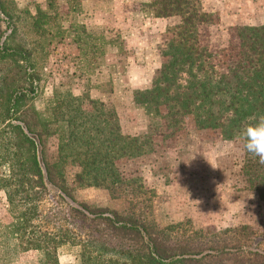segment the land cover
Masks as SVG:
<instances>
[{"label":"trees","instance_id":"obj_1","mask_svg":"<svg viewBox=\"0 0 264 264\" xmlns=\"http://www.w3.org/2000/svg\"><path fill=\"white\" fill-rule=\"evenodd\" d=\"M62 3L46 0L45 8L31 12L14 0H0V192L11 217L8 224L0 222V264L14 263L26 253L33 254V264H62L65 248L72 264H264V249L252 241L213 242L200 230L185 229L188 222L160 228L148 223L134 210L150 193L140 177L126 178L120 169L122 162L157 152V139L184 135L187 118L198 131L217 132L222 141L242 144L237 139L242 129L264 116V22L237 29L247 54L220 71L202 39V30L213 22L202 0L142 3L146 15L178 18V23L168 27L159 47L163 63L151 86L134 92L133 103L149 123L144 134L130 136L106 103L86 93L66 96L56 90L51 99H43L52 48L64 40L90 61L111 52L125 54L120 36L109 39L76 20L83 13L80 0ZM243 152L245 188L264 201V163ZM70 165L80 169L75 189L121 191L130 209H92L78 202L67 180ZM47 197L69 203L77 221L92 218L105 224L112 240L122 245L99 232L84 237L68 228L47 229L40 224ZM246 230L226 229L223 234L247 236Z\"/></svg>","mask_w":264,"mask_h":264},{"label":"rangeland","instance_id":"obj_2","mask_svg":"<svg viewBox=\"0 0 264 264\" xmlns=\"http://www.w3.org/2000/svg\"><path fill=\"white\" fill-rule=\"evenodd\" d=\"M14 1L20 9L31 12L46 5V0ZM80 1L83 13L76 20L98 34L105 33L109 39L120 36L124 40L125 54L111 52L90 61L78 55L71 41L64 40L52 48L45 69L43 99H51L56 90L66 96L86 93L92 99L106 103L120 120L125 135L144 134L149 118L134 105L133 95L135 91L151 86L163 63L159 47L167 38L168 27L176 25L178 18L155 19L146 15L141 5L148 0ZM202 3L204 10L213 16L212 24L202 30V39L210 47L217 68L226 71L234 61L245 58L247 49L240 43L237 29L263 24L264 0H202ZM62 5L63 13H66L67 5ZM37 105L42 109L43 100ZM186 123L184 135L157 139L160 143L157 152L120 164L126 178L140 177L150 193L145 196L148 199L143 201L144 205L134 211L159 228L188 222L185 229L200 230L204 238L213 242L219 238L230 242L248 240L264 249V201L245 188L241 175L242 144L222 141L217 132L198 131L190 118ZM79 171L77 166L67 168V180L74 189ZM73 194L78 202L86 203L92 209L124 211L131 206L129 198L121 191L114 194L108 190L85 188L75 189ZM70 207L58 197L54 200L47 197L41 203L40 224L49 230L57 227L76 230L84 237H97L99 232L112 244L122 245V241L112 240L113 234L105 224L94 222L92 218L85 222L75 220ZM0 222H11L3 192H0ZM243 227L247 228V236L223 234L226 229ZM60 261L62 264L74 263L69 249L61 251ZM11 264H33V254H22Z\"/></svg>","mask_w":264,"mask_h":264},{"label":"clouds","instance_id":"obj_3","mask_svg":"<svg viewBox=\"0 0 264 264\" xmlns=\"http://www.w3.org/2000/svg\"><path fill=\"white\" fill-rule=\"evenodd\" d=\"M237 139L242 142L244 151L264 163V116L243 128Z\"/></svg>","mask_w":264,"mask_h":264}]
</instances>
